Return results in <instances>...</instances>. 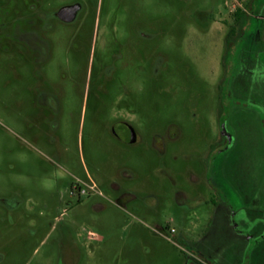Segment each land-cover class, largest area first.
I'll return each instance as SVG.
<instances>
[{
    "label": "rangeland",
    "instance_id": "1",
    "mask_svg": "<svg viewBox=\"0 0 264 264\" xmlns=\"http://www.w3.org/2000/svg\"><path fill=\"white\" fill-rule=\"evenodd\" d=\"M1 47L0 264H264V0H0Z\"/></svg>",
    "mask_w": 264,
    "mask_h": 264
},
{
    "label": "flooded vegetation",
    "instance_id": "2",
    "mask_svg": "<svg viewBox=\"0 0 264 264\" xmlns=\"http://www.w3.org/2000/svg\"><path fill=\"white\" fill-rule=\"evenodd\" d=\"M71 8L72 11L69 10L65 14L59 16V11L64 8ZM64 7L60 8L56 14L55 17L63 23H71L73 21L77 20V17L79 13L82 11V6H80L77 3H71L68 5H64ZM231 35V33H230ZM229 35V36H230ZM23 42L25 45H27L28 52H33L34 54L37 53L39 55L38 58L30 57L27 59H23L22 63L23 66L28 71V80H27V87H28V98L30 101V108L33 110L38 111H44V113H48L49 115L58 116L60 114V106L58 102V98L60 97L58 95L59 91L57 89H54V92H52L50 85H48L46 77L44 75V66L45 61L47 60V44L45 41L40 39L34 34H27L23 38ZM230 42L227 39L225 40V44L228 45ZM6 48L1 47L0 52L6 53ZM129 126V125H128ZM127 126V127H128ZM126 127V125H125ZM130 128V127H129ZM131 133V143L135 141V135ZM118 140H120L119 136L115 135ZM89 187V186H88ZM194 261L196 263L193 264H208L205 261L192 256Z\"/></svg>",
    "mask_w": 264,
    "mask_h": 264
},
{
    "label": "crops",
    "instance_id": "3",
    "mask_svg": "<svg viewBox=\"0 0 264 264\" xmlns=\"http://www.w3.org/2000/svg\"><path fill=\"white\" fill-rule=\"evenodd\" d=\"M257 34V35H256ZM255 34V36H257V38L259 37L258 36V33H256ZM210 179V184H209V189L211 190V191H213V193L215 194V195H218V196H220L222 199H224L226 196V192H224V190H223V188L222 187H219L218 185H215V184H213L212 183V180H211V177L209 178ZM219 197V198H220ZM213 201H214V199H213ZM208 201H206V200H200L199 201V204H205V203H207Z\"/></svg>",
    "mask_w": 264,
    "mask_h": 264
},
{
    "label": "water",
    "instance_id": "4",
    "mask_svg": "<svg viewBox=\"0 0 264 264\" xmlns=\"http://www.w3.org/2000/svg\"><path fill=\"white\" fill-rule=\"evenodd\" d=\"M69 10L72 11V7H71V8L64 7V8H62V9L59 11L58 15L61 16V15L65 14V13H66L67 11H69Z\"/></svg>",
    "mask_w": 264,
    "mask_h": 264
},
{
    "label": "built area",
    "instance_id": "5",
    "mask_svg": "<svg viewBox=\"0 0 264 264\" xmlns=\"http://www.w3.org/2000/svg\"><path fill=\"white\" fill-rule=\"evenodd\" d=\"M90 190H92L93 188L92 187H88ZM162 236L166 239H168L164 234H162Z\"/></svg>",
    "mask_w": 264,
    "mask_h": 264
},
{
    "label": "trees",
    "instance_id": "6",
    "mask_svg": "<svg viewBox=\"0 0 264 264\" xmlns=\"http://www.w3.org/2000/svg\"><path fill=\"white\" fill-rule=\"evenodd\" d=\"M238 16V15H237ZM238 19H239V17H238ZM263 47V46H262Z\"/></svg>",
    "mask_w": 264,
    "mask_h": 264
}]
</instances>
